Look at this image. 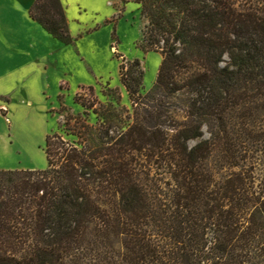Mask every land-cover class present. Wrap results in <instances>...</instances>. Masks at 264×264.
I'll return each instance as SVG.
<instances>
[{
    "label": "trees",
    "instance_id": "1",
    "mask_svg": "<svg viewBox=\"0 0 264 264\" xmlns=\"http://www.w3.org/2000/svg\"><path fill=\"white\" fill-rule=\"evenodd\" d=\"M119 1L161 56L155 83L122 63L129 111L84 88L74 141L47 135L44 170H0V264H264V0ZM29 16L72 43L59 0Z\"/></svg>",
    "mask_w": 264,
    "mask_h": 264
},
{
    "label": "rangeland",
    "instance_id": "2",
    "mask_svg": "<svg viewBox=\"0 0 264 264\" xmlns=\"http://www.w3.org/2000/svg\"><path fill=\"white\" fill-rule=\"evenodd\" d=\"M83 3L88 12L70 25L72 43L56 48L50 61L42 66H22L17 82L0 83V90L4 89L8 96L4 102L10 105L11 115L1 109L0 134L6 125L11 144L0 143V170H44L47 135L58 133L64 140L74 141L65 135L63 124L67 115L83 112L74 98L84 88L89 93L87 88L92 87L93 96L102 104L129 111L130 101L120 82L122 63L140 61L142 93H148L155 83L161 56L142 50L145 20L140 17L138 6L132 2L122 5L119 0H83ZM31 59H24L23 64ZM228 63L225 57L221 66ZM116 90L120 100L116 98ZM110 91L116 96L110 95ZM89 119L95 122L93 114ZM202 134L188 145L209 138L206 126L202 127Z\"/></svg>",
    "mask_w": 264,
    "mask_h": 264
},
{
    "label": "crops",
    "instance_id": "3",
    "mask_svg": "<svg viewBox=\"0 0 264 264\" xmlns=\"http://www.w3.org/2000/svg\"><path fill=\"white\" fill-rule=\"evenodd\" d=\"M35 2L36 0H0V83L6 80L17 82L22 66H42L50 61L56 48L64 45L30 18L29 10ZM59 2L68 30L71 24L79 22L82 13L88 12L83 0ZM31 57L29 62L23 64L24 59ZM7 68L9 71H5ZM7 97L5 90H0V113L3 108L11 116L10 105L4 102ZM8 133L4 125L0 143L4 142L7 146L8 142L11 144V133Z\"/></svg>",
    "mask_w": 264,
    "mask_h": 264
}]
</instances>
